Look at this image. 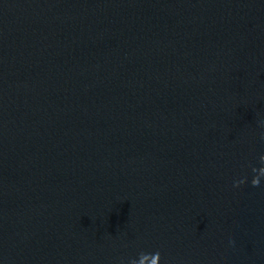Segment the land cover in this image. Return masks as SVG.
Returning a JSON list of instances; mask_svg holds the SVG:
<instances>
[{
    "label": "water",
    "instance_id": "obj_1",
    "mask_svg": "<svg viewBox=\"0 0 264 264\" xmlns=\"http://www.w3.org/2000/svg\"><path fill=\"white\" fill-rule=\"evenodd\" d=\"M262 158L264 0H0V264H264Z\"/></svg>",
    "mask_w": 264,
    "mask_h": 264
},
{
    "label": "clouds",
    "instance_id": "obj_2",
    "mask_svg": "<svg viewBox=\"0 0 264 264\" xmlns=\"http://www.w3.org/2000/svg\"><path fill=\"white\" fill-rule=\"evenodd\" d=\"M262 159H264V158H262ZM262 170H264V168H261V169H259V170L255 169V168L253 169V171L257 173V175H255V176L253 177L252 181H251V183H252V185H253L254 187H258L259 184H260V176H261ZM239 183H244V181L241 180V181H239ZM237 186H238V185H237ZM152 255L156 256L157 259H159V257H160L159 252H156V253H154V254H152ZM133 262H134V260L130 261V264H133Z\"/></svg>",
    "mask_w": 264,
    "mask_h": 264
}]
</instances>
